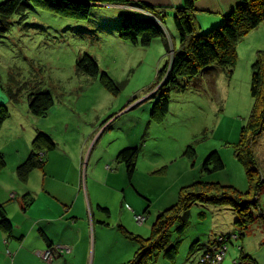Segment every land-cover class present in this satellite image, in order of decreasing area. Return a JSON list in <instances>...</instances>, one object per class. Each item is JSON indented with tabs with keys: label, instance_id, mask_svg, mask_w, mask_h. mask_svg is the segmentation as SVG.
<instances>
[{
	"label": "rangeland",
	"instance_id": "374dc122",
	"mask_svg": "<svg viewBox=\"0 0 264 264\" xmlns=\"http://www.w3.org/2000/svg\"><path fill=\"white\" fill-rule=\"evenodd\" d=\"M121 17V13L99 6L91 7L86 19L64 18L29 7L23 14L13 15L7 24H0V104L9 113L0 127V154L5 161L0 169V193L9 188L12 178L17 179L19 158L28 153L38 131L51 135L57 148L54 153L65 145L68 151L77 152L85 141H104L107 155L103 169L109 166L106 169L112 177H104L102 168H95V178L108 180V188L93 189L95 197L102 196L111 206L112 218L110 227L98 229L95 248L93 225L89 226L87 264L131 261L138 247L131 237L148 238L158 214L176 203L183 186L201 180L232 186L240 193L249 188L245 166L237 160L235 149L253 106L252 65L257 52L264 49V22L238 41L230 75L213 65L192 80L181 79L184 89L168 94V112L152 116L159 97L158 71L176 49L169 34L168 48L162 38L146 47L120 39L117 28ZM155 21L161 28L164 23L170 26L177 39L173 15L165 14L161 21ZM80 55L96 60L100 71L117 84L116 95L98 78L77 71ZM42 92L53 98L46 118L29 112V95ZM252 147L264 182V126ZM129 148L139 149L131 182L124 164L115 160ZM189 148L194 152L192 158ZM212 152H217L224 169L206 173L201 166ZM259 205L255 216L264 214V187ZM220 208L192 206L175 260L160 254L147 264H193L202 250L190 256V247L198 237L200 245L213 240L219 226L216 219L222 220L225 234L236 227L231 220L235 214L228 208L218 213ZM135 215H144L146 221L138 223ZM170 231L175 241V227ZM229 237L231 242L219 264H240L241 243H234L238 241L235 234ZM66 254L69 264H84L79 254Z\"/></svg>",
	"mask_w": 264,
	"mask_h": 264
},
{
	"label": "trees",
	"instance_id": "16d2710c",
	"mask_svg": "<svg viewBox=\"0 0 264 264\" xmlns=\"http://www.w3.org/2000/svg\"><path fill=\"white\" fill-rule=\"evenodd\" d=\"M196 2L197 0H182V4L174 10L173 22L179 48L173 50L172 58L158 71L159 97L154 105L152 116L156 113L168 112V94L172 90L184 89L179 83L181 79L192 80L213 65L230 75L236 62L238 41L264 22V0H238L236 7L215 27L206 32H199L194 17ZM116 3L128 4L129 2L127 0H0V24H7L13 15L23 14L29 7L39 8L64 18L86 19L91 7ZM140 6L155 18L136 19L132 15H122L117 29L120 39L131 41L133 44L140 43L141 46L146 47L153 40L164 38V29L159 27L155 20L161 21L165 13H162L161 8ZM76 69L92 79L98 78L107 91L115 95L118 93L117 84L106 73L100 71L94 58L80 55L76 61ZM120 85L123 86V83ZM250 94L253 106L247 126L242 129L235 149L237 160L245 166L248 191L240 193L232 186L201 180L183 186L176 203L158 214L148 238L131 237L138 247L134 258L126 264H147L151 257H157L160 254L166 260H175L180 238L188 226L189 211L194 205L228 208L234 212L237 216L235 226L239 230L234 234L238 241L244 236L243 232L256 222L264 225V214L257 216L254 214L257 208L260 209L259 194L264 187V182L260 180V169L252 147L255 137L264 126V49L257 52L256 60L252 65ZM28 99L29 112L37 117L46 118L53 106L51 95L48 92L34 93L30 94ZM7 118H9L7 108L0 104V127ZM55 148L56 143L51 135L38 131L31 141L30 154L15 171L16 178L26 183L33 170L43 168L45 154ZM187 153L190 158L194 156L191 149L187 150ZM138 154V148H129L122 150L116 158L118 163L124 164L129 182L135 172ZM4 167L5 161L0 154V169ZM201 168L206 173H214L222 171L224 164L217 152H212ZM200 216H204V213H200ZM174 227L178 235L175 241L170 231ZM12 228L5 208L0 203V231L10 235ZM219 237L224 240L219 242ZM229 242H231L229 235L218 236L209 245L204 246L203 252L211 251L212 253V247L216 245L219 247L225 245L228 248ZM197 245L198 243H194L190 247V255L194 253V247ZM239 249L242 252L241 247ZM243 260L248 261V257L241 253L240 261ZM198 264L202 263L198 262ZM204 264H211V262Z\"/></svg>",
	"mask_w": 264,
	"mask_h": 264
},
{
	"label": "crops",
	"instance_id": "0c3cea01",
	"mask_svg": "<svg viewBox=\"0 0 264 264\" xmlns=\"http://www.w3.org/2000/svg\"><path fill=\"white\" fill-rule=\"evenodd\" d=\"M127 1L128 4L116 3L100 7L113 14L121 13L122 15H132L136 19H143L155 17L140 5L161 8L162 13L171 16L174 14L175 8L182 4V0ZM237 3L238 0H197L194 17L199 32H206L215 27L224 16L236 7ZM163 29L165 35L162 39L166 42L165 45L168 46L167 34H169L175 49L179 48L177 39L172 36L170 26L165 27L164 23ZM67 147L65 145L63 150L59 149V153H56L57 151L54 153V150L57 149L55 148L45 154L43 168L33 170L26 183L12 178L9 188L4 189L3 187L5 191L0 193V202H4L2 204L4 208L6 207L5 211L13 228L10 235L0 231V264H48L39 257L38 253L55 246L66 247L75 257L79 254L80 258L84 257V264H87L89 226L93 225L91 240H93L94 248L96 247L98 229L110 227L108 221L110 217L112 218V208L102 196L95 197L96 193L93 189L97 186L104 190L108 188V180L102 182L95 178V168H102L100 170H103L104 177L108 179L112 177V174L106 169L109 166L103 169L104 156L107 155L104 141H85L84 146L77 152L72 148L71 151H68ZM100 149L103 150L98 153ZM30 150L19 158L17 166L25 161ZM219 210L218 213H221V210L224 209L220 208ZM236 218V215L231 217L234 224ZM220 220H215V224L219 223L220 227L216 226L217 231L213 233V239L239 231L236 226L231 233L225 234L226 228L223 229L224 225ZM243 234L241 240L234 242L235 244L241 243L240 256L242 253L248 257V261L243 260L240 264H264L263 224L257 222ZM210 242L212 241L200 245L199 237L193 242V244L198 243L199 246L197 250H194L195 252L202 250L193 264H198V258L203 253L204 246L209 245ZM6 252L9 253V257ZM53 252H55L54 249ZM66 253L68 252L57 254L53 263H50L69 264V256Z\"/></svg>",
	"mask_w": 264,
	"mask_h": 264
},
{
	"label": "built area",
	"instance_id": "2783aa9c",
	"mask_svg": "<svg viewBox=\"0 0 264 264\" xmlns=\"http://www.w3.org/2000/svg\"><path fill=\"white\" fill-rule=\"evenodd\" d=\"M135 219L138 223H144L146 220V217L144 215H135ZM236 236V235H235ZM228 239V238H226ZM219 242H222L224 240V238L219 237L218 238ZM53 249L55 250V252H53ZM227 247L225 245L222 246H214L212 247L213 252L211 253V251H205L201 254V256L198 259V262L204 264L208 261L211 262V264H219L220 261L224 258L225 256V251H226ZM62 252H68V249L66 247H62V246H55L52 248H47L44 251H41L38 253V255L40 256V258L45 261V262H52L53 257H57V254H62ZM8 256L9 253H7Z\"/></svg>",
	"mask_w": 264,
	"mask_h": 264
}]
</instances>
